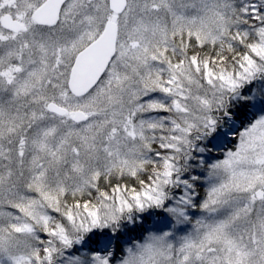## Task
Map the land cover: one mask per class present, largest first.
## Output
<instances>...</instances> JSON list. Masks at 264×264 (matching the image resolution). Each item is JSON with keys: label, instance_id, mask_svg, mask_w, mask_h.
Wrapping results in <instances>:
<instances>
[{"label": "snow or ice", "instance_id": "obj_1", "mask_svg": "<svg viewBox=\"0 0 264 264\" xmlns=\"http://www.w3.org/2000/svg\"><path fill=\"white\" fill-rule=\"evenodd\" d=\"M0 264H264V0H0Z\"/></svg>", "mask_w": 264, "mask_h": 264}]
</instances>
